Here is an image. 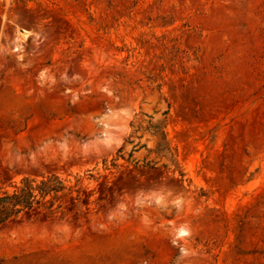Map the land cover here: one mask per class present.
<instances>
[{
  "label": "rangeland",
  "instance_id": "obj_1",
  "mask_svg": "<svg viewBox=\"0 0 264 264\" xmlns=\"http://www.w3.org/2000/svg\"><path fill=\"white\" fill-rule=\"evenodd\" d=\"M53 177L0 264H264V0H0V198Z\"/></svg>",
  "mask_w": 264,
  "mask_h": 264
},
{
  "label": "trees",
  "instance_id": "obj_2",
  "mask_svg": "<svg viewBox=\"0 0 264 264\" xmlns=\"http://www.w3.org/2000/svg\"><path fill=\"white\" fill-rule=\"evenodd\" d=\"M65 190L66 187L58 178H47L40 182L25 179L18 192L0 198V228L24 212L37 211L42 207L52 209L54 202L47 199Z\"/></svg>",
  "mask_w": 264,
  "mask_h": 264
},
{
  "label": "bare ground",
  "instance_id": "obj_3",
  "mask_svg": "<svg viewBox=\"0 0 264 264\" xmlns=\"http://www.w3.org/2000/svg\"><path fill=\"white\" fill-rule=\"evenodd\" d=\"M28 37V35L26 34V35H24V38H27Z\"/></svg>",
  "mask_w": 264,
  "mask_h": 264
}]
</instances>
